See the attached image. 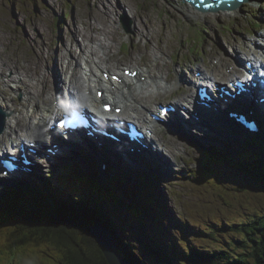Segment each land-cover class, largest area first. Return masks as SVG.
I'll return each mask as SVG.
<instances>
[{"label": "rangeland", "instance_id": "rangeland-1", "mask_svg": "<svg viewBox=\"0 0 264 264\" xmlns=\"http://www.w3.org/2000/svg\"><path fill=\"white\" fill-rule=\"evenodd\" d=\"M122 20L129 22V31L123 29ZM257 22L264 29V0L241 6L231 17L189 15L180 0H0V93L5 95L4 99L0 97V106L9 113L6 122L10 125L14 124L15 117L23 119L21 126L2 134L0 148L3 149L0 154L7 151V142L15 147L21 142L27 145L25 136L34 133L27 130L34 128L36 119L43 117L48 126H53L47 108L53 106L58 91L64 87L63 84L59 86V81L64 84L68 82L67 74L73 75L71 83L79 80L81 70L86 68V56L91 55L93 61L103 68V72L118 74L124 79H129V76L123 74V69L130 72L137 69L140 73L141 70L148 71L154 77L166 79L164 82H168L171 90L155 91L148 98L144 97L146 91L155 88H148L144 84L131 90L134 98H138L142 105L132 100L131 105L136 111L133 113L130 108H124L122 114L144 124L148 121L149 111L158 113L157 104L175 105L181 102L182 97H196V88L188 83L196 80L194 76L197 72L214 77L222 83V78L234 71L237 61L240 60L244 65L245 60L254 62L259 57L263 60L264 30L255 31L252 37L245 33L246 29L252 28L253 23ZM101 23H104V27ZM196 23L201 26L200 34ZM79 30L85 37L81 36ZM99 41L101 44L105 42L107 48L101 49ZM98 77L101 78L102 74L99 73ZM21 82L33 85L30 91L35 96L31 100L25 101ZM178 86L180 89H177ZM139 92H143V99H140ZM37 108L40 111L35 115L32 112ZM155 130L153 149L170 162L169 170L165 168L166 171L161 169L162 172H153L148 168H122L118 165L112 167L115 175L109 173V178L116 179L125 170L143 172L150 185H142L146 192L151 193H136L127 189L130 191V199L137 196L139 203L143 200L144 204L146 199L155 203L164 217L162 220H166L162 222V225L165 224L164 232L169 231L177 240L176 243L185 245L181 235L184 232L188 236L189 245L202 253L199 258L208 259L207 256L214 250L226 249V244H230L239 253V245L233 241L239 240L241 236L231 232L232 228L228 226L239 222L247 224L252 216H264V193L260 191L262 183L228 166L219 168L217 180L211 181V184H199L197 179L194 183L192 179L197 178L195 174L200 144L204 147L215 144L217 149L224 152L227 150L230 156H243L246 151L259 153L257 145L246 147L245 151L237 147L238 142L235 140L244 143L245 138L249 137H229L222 132L219 138L216 130L210 133L205 130L186 133L181 128L182 132L177 129L170 134L168 123L156 126ZM244 144L249 145V141ZM41 147L42 165L37 164L40 177H27L26 182L35 183L42 190L44 186L47 189L50 187L58 193L62 187L60 183L48 179L47 184L44 179L51 172L57 174L60 161L55 159L49 162L53 156H47ZM96 154L94 161L106 163L100 154ZM61 156L64 155H60V159L63 158ZM75 156H83L82 151L77 150ZM149 162L153 164L146 165L152 169L155 165L160 171L155 160ZM76 170L80 173L79 168ZM72 175L77 177L74 172ZM131 175L133 178L130 182L134 183L135 190L142 192V186L138 180L135 181L138 175ZM65 177L70 178L69 173ZM69 181L65 183L66 187ZM73 188H76L75 184ZM118 192L116 196L120 200H127L124 193ZM152 193L157 195L156 202ZM121 218H124V214ZM108 220L110 226L117 225L112 218ZM123 222L129 227L124 231L121 241L133 245V253L145 264H165L148 248L145 235L141 232L142 229L150 232L151 227L157 226L147 225V220L142 221L141 225H134L130 218L123 219ZM150 222L154 223L152 219ZM73 225L83 231L76 222ZM105 228L114 240L117 238L120 241L116 234L111 233L113 229L110 231L109 226ZM210 229H213V238L208 235ZM174 230L178 231L177 235ZM256 232L258 236L259 232ZM119 233L122 235L121 231ZM181 244H178L180 249ZM118 248L117 253L120 252ZM22 249L21 253L16 254L11 253L18 250L9 254L0 251V264H48L47 261L53 260L48 251L43 252L40 248ZM92 250L99 253L94 246ZM204 254L206 257H203ZM174 259L168 258L172 263Z\"/></svg>", "mask_w": 264, "mask_h": 264}, {"label": "trees", "instance_id": "trees-1", "mask_svg": "<svg viewBox=\"0 0 264 264\" xmlns=\"http://www.w3.org/2000/svg\"><path fill=\"white\" fill-rule=\"evenodd\" d=\"M254 29L261 30L260 26L254 25V28H251L252 33L246 29L247 34H254ZM254 143L256 144V142ZM257 147L259 148V153L253 154L247 151L243 156H240V154L238 156H230L229 153H225V156L220 155L218 157L215 155L216 151L214 149L206 152L199 160L200 166L197 172L198 183L211 184V181L215 179L214 166L212 163L216 165L222 164L237 169L253 178H259L261 180L259 182L262 183L260 190L264 193V143L258 144ZM117 181L119 183L118 178L110 179L107 176V182H105V184L109 183L110 188H112V198L113 190H115V183ZM46 182L48 184L47 180ZM142 183L150 185L149 181L144 178V175L140 176L138 184L142 186L144 193H151L150 191L146 192ZM33 189L36 195L46 199V193H40L42 191L38 188ZM19 192L22 191L9 192L5 190L0 192V251H2V253L18 250L11 253L16 254L21 253L20 249L22 248V250L40 248L43 252L48 251L50 253V258L53 260L47 261L48 264H107L100 251L97 254L92 250V246H94L95 249L98 248L89 232H87L88 237L85 235L81 236L80 231L82 233V230H76L74 228L68 229L66 228L67 224H58L51 219L49 220L48 217L59 215L61 216V222H66V218L64 217L67 216L57 214L61 213L60 211L54 212L46 210L48 208L46 203L38 202V206H35L36 201L32 200L33 205L27 199L28 196L26 193H28V188L25 189L26 193L24 194ZM128 192L130 191L128 190ZM59 195L61 197L55 199L54 202H58L56 204H59L63 211L71 216L74 222L76 220L85 221V223L87 221L91 224L98 222L104 227L109 226L110 231L113 229L111 233L116 234V236L120 238V241H118L114 236L120 246L121 253L125 256L129 264H145L142 259L133 253V245H127L121 241V237L124 236L123 233L125 231L123 225L120 224L118 227L109 225L110 222L108 218H112L114 222L118 221L117 217L120 211H125L126 214L130 216V220L134 225H141L143 220L140 216L137 218L134 211L127 212L125 207L118 202L114 205H108L111 201L108 203L102 196L94 193L89 196H87L88 192L84 193V195H78V198H71V201H67V199L63 197L64 195ZM92 196H94L96 200H94ZM133 200L139 205L137 196L133 197ZM144 203L153 215L157 227H151L150 232L145 229H142L141 232L145 235L148 248L165 264H264V216H252V220H249L250 222L247 224H244L245 222H239L238 224L228 226L232 228L230 230L231 232L241 236L239 240L233 241L239 245V253H237L235 248L230 244H226V249L219 248V251L216 249L207 256L208 259H201L199 258V254L202 253H199L195 247L189 245L187 240L188 236H185L184 232H182L181 235L185 245L176 243L177 240L174 239L169 231H167V233L164 232L163 227L165 224L162 225V214L159 208L155 207V203L147 199ZM104 207L108 210V216L103 211ZM101 212L103 216H101ZM149 224L150 223L147 222V225ZM68 225L71 226V223ZM120 231L122 235L119 233ZM255 231L259 232L258 236L257 232L255 234ZM174 233L177 235L178 231L174 230ZM244 234L247 235L246 238ZM208 235L213 238V229H210ZM254 235L256 239H254ZM248 243H250V246ZM178 244L182 245L181 249L178 248ZM22 245H24V247H22ZM129 250L132 253L129 252ZM30 251L33 250H28V252ZM217 253L218 255H216ZM237 254L238 256L234 258ZM2 256H6V254ZM203 257H206L205 254ZM168 258L175 259L172 263Z\"/></svg>", "mask_w": 264, "mask_h": 264}, {"label": "bare ground", "instance_id": "bare-ground-1", "mask_svg": "<svg viewBox=\"0 0 264 264\" xmlns=\"http://www.w3.org/2000/svg\"><path fill=\"white\" fill-rule=\"evenodd\" d=\"M254 1H256V0H253V2ZM186 11H187V13L189 15H192V16H196V15H203V17L206 16V14H202V13L197 12V11L193 12L194 10L191 11L188 8H186ZM229 11L230 10H223V11L221 10L222 13H219L218 12V13H215L213 15H215V16L216 15H225L227 17H231V16H234L235 13H236V11L235 12H230V13H229ZM209 14H211V13H209ZM101 24L104 27V23H101ZM195 26L197 27V32L200 34V31H201L200 24H197L196 23ZM79 33H81V36L85 37V34L83 32H81L80 30H79ZM99 46H100L101 49H104V48L106 49L107 48V45L103 41H102V44L99 41ZM84 48H86V47H84ZM85 58H88L87 60L84 61V64H85L86 68L84 67L85 69L84 70H81V72H80V77L81 78H79V80H77L73 84V83H71V79L73 78V75L72 74L71 75L67 74L68 75V82H66L64 84V83H62L61 80L59 81V86L61 84H63V86H65V89L68 90L69 94H71L75 100H76L77 93H80L81 94V98L85 99L86 101H89L92 104H95V106H97V107H101V103L104 101L103 98L98 99L95 96V93L93 94V91L96 88H99V89H103V90H101L100 94H102L103 96H105V94H106V97H109V99L112 100V102H114L115 104H120V106H122L123 108H130L131 111L134 113L136 111V109H134L133 106L131 105V101L133 100L134 103L138 102L139 105L141 104L140 100L138 98H134V94L131 92V90L134 87L144 86V84H145V86L148 87V88H155V90H153V91L147 90L145 96L143 95L145 98L150 97V95H152V93H155V91L167 92V91H170L171 90L170 86L167 83L164 82V79L161 76L160 77H158V76L154 77V75L149 74L148 71H143V70H141V74H140V77L141 76H145V79H144L143 82L137 76L134 79H131V78L130 79H127V80L122 79V81L120 83L113 82L112 79H109L108 81H105L103 78L100 79L98 77V74L100 73V71H103V68L100 67V65L96 64L95 61H93L91 55L88 56V57L86 56ZM261 62L264 64V62L262 60H256L255 61V64L261 65ZM14 69H17V68L14 67ZM19 69L20 70H23L22 67H19ZM241 69L243 70V72L245 71L243 68H239V71H241ZM67 71H69L68 67H67ZM234 71H237V70L234 68ZM244 75L245 76H236L235 78L241 80V82H244V80H247V78H248V75H246V74H244ZM202 76H203V73L201 72L199 74V76L196 77V80L194 81V84L198 88H200L201 86L197 84V81L202 82V83L204 82V79H203L204 77L202 78ZM232 76H233L232 73H230L228 75V77H232ZM149 81H152V82L151 83H148ZM217 83H218V81H217ZM21 84L23 85V90H24L23 96L26 97L25 101L31 100L35 96L30 91V90L33 89V85L27 84L26 82H21ZM220 85H222V83L219 82V85L218 86H220ZM223 86H224V84H223ZM45 88H46V86H45ZM235 92L237 94L239 92V90H236ZM142 93L143 92H139V94H138L140 96V99H143V96L141 95ZM246 93H247V95H252V91H250V90L247 91ZM247 95H246V97H247ZM0 97L2 99H4L5 98V95H3V94L0 93ZM253 97H254V100H253ZM189 98H191V97H189ZM192 100L193 99L191 98L190 101H192ZM218 100H219V102L216 101L218 104H220V103L221 104H227L223 108L227 107L231 102L233 104L236 103L233 100L230 101L225 96L223 98H218ZM225 100L227 101V103H224ZM252 101H254V102L257 101V97H255L253 95L252 96ZM127 102H129L130 105ZM241 102L245 103L244 101H239V103H241ZM242 105L240 104V106H242ZM156 106H157L156 110H159V109L162 108V107H158V104ZM251 106H254L255 107L254 104H252ZM39 111H40V109L37 108L32 113H34L35 115H38ZM253 112H254L253 108L251 109L250 107H248L246 109V115L248 116V118H250V120L251 119H254L255 120V119L258 118L256 116V114H254ZM47 113L49 115H51V117H56L55 116V110H54V107L53 106H49L47 108ZM88 113H89V115H91V112L90 111H88ZM249 113H251V114H249ZM256 113H258V112H256ZM104 114L105 115H111V114H113V115H116L118 118L121 117V115L120 116L117 115L116 112L111 113L109 111H104ZM150 114H152V112ZM19 115H21V114H19ZM237 116H238V114L235 117H237ZM95 117L97 118V116H95ZM174 117L176 118V124L175 125H176L177 128H179L180 125H181V122H182V116H178V115L176 116V114H174ZM87 119H89V117H87ZM14 120L15 121H14V124L13 125H10L8 121L5 122L4 133H6L8 130L13 131L14 128L21 126L22 123H23L22 122V120H23L22 118L21 119H18V118L15 117ZM36 120H37V123L34 125V128H28V130H27V131H30L32 133L34 132L33 135L31 134V136H27L28 139H31L30 141H28V143L29 142H37L39 144V146H41L40 143L42 142V139L40 138V134H44L43 136H45L46 134H49V135L52 136V141L54 142V144H56L57 147H58V149L60 150L61 147H62V145L65 144L64 141L62 140V138L60 136H57L54 133L52 134L53 129H49V126L47 124H45V120H44L43 117L40 118V119H36ZM147 120L149 121L150 119L147 118ZM158 123H160V122H158ZM155 124H157V123H154L152 121H149L148 123L145 122L143 125H145L147 128L151 126L154 129H156ZM175 125H173L171 123V126L172 127L175 126ZM93 127H94V125H93ZM145 128H143V129L145 130ZM180 132H182L181 129H180ZM185 132L187 133V129H186ZM78 134H80V133H78ZM117 134L119 135V138L121 139V137H123L124 132H120L119 131V132H117ZM238 134L239 135H243L244 137H249V138H245L244 141L245 142L246 141H249V144L256 145L254 143L255 141H253L254 140V134H256V133H250V132L243 131V132H239ZM1 136H0V145L2 144V142H1V139H2ZM79 136H81V135H79ZM79 136L74 137L77 141L76 140H73V141H75L77 143L79 141V139H78ZM238 136L237 135H233L232 137H236L237 138ZM46 137H47L48 143L50 144V137L49 136H46ZM97 138L99 139L100 137H97ZM85 139L88 140V138H87L86 135L83 136L84 144H85ZM92 139L94 141V138H92ZM120 141H121V143L118 142V144H119V146H118L119 147V149H118L119 152H121V153L127 152V154L125 156L120 155L116 160H118L121 164L128 165L129 163H131L130 156H129L130 155V150L129 149H126V146H125V144H127L128 141L127 140H124V138H122V140H120ZM9 144H12V143H9ZM25 147L26 148H25V151H24L25 152L24 157H18L17 154L15 155V157H16L17 161L20 164H22L23 162H25L26 164L29 165L30 164V161L33 158L34 153H32L31 155H28V151H30L29 150V144L28 145H25ZM144 148L146 150L141 151V152H142L143 155L148 156V158L146 160H144V164H146V163L153 164V163H151L149 161L150 160H155V162L158 164V168H159L160 171H162V170H165L166 171L165 168H167V171L169 170L168 169L169 165L171 167L170 162H168L164 157H162V155H160L158 153V151H156V150H150L149 149V143H147L144 146ZM211 148L216 151V154H215L216 156H218V157L220 155L225 156V152L223 150H219V149H217L216 147H214L212 145H211ZM2 149L3 148H0L1 152H2ZM78 150H81V149H78ZM21 153L22 152L19 153V156H20ZM132 154L133 155H137V151H134V153H132ZM4 155H8V153H5ZM153 169L158 170L155 165H154V168ZM35 170L36 171L39 170L38 166H36L35 168H33V173H34L33 175H35ZM69 177L70 178H74V175L71 174V175H69ZM26 179H28V178H26ZM103 184H105V183H103ZM151 195L153 196V200L156 202L157 201V195H156V193H152ZM102 234H103V236H102V240H103L102 245L105 246L111 240V236H110V234H109L108 231H106L104 233L102 232ZM95 235L97 237V234H95ZM111 251H112V254L114 256L117 254L116 253V250L114 248H111Z\"/></svg>", "mask_w": 264, "mask_h": 264}, {"label": "water", "instance_id": "water-1", "mask_svg": "<svg viewBox=\"0 0 264 264\" xmlns=\"http://www.w3.org/2000/svg\"><path fill=\"white\" fill-rule=\"evenodd\" d=\"M223 1H227V0H223ZM208 3H210V1H207L206 4L208 5ZM216 4H219V1H217ZM209 5H211V4H209ZM224 5H225L224 7H227L226 3ZM233 5H234V3H233ZM201 7L203 8V6H201ZM210 7L211 8H210L209 11L212 12V13H215V12H218L219 10H222V9H219L220 7L217 6V5L216 6H210ZM121 23H122L123 29L125 31H129V22H126L125 20H122ZM100 73H101V71H100ZM6 117H8V114L5 113L2 110V108H0V135L3 134V132H4ZM222 122L228 128H230V127H232L234 125L233 121L225 120V121H222ZM162 123H163V125H165L166 122L162 121ZM168 125H170V122L168 123ZM173 131L174 130H170L169 133L173 134ZM69 160L73 161L71 166H72V169H75L70 174H72L73 172L75 174H77V177H75V178H76V182L78 183V185L89 187L90 189L95 190V191L99 192L100 194L104 195L105 191L103 190L100 182L98 180H96V179H98L100 177L101 170L99 168H97L96 171H95L96 172L95 175L93 177H90V176H88V174L85 171L84 172H80V173L76 172V169H78V167L80 165H75L74 164L75 158H70ZM132 161H136V159L133 158ZM16 171H17V173L23 171L19 163L17 165ZM216 177H217V175L215 174V177H214L215 180H217ZM253 179L261 181L259 178H253ZM129 197H130V194H129ZM61 215H63V214H61ZM60 217L61 216H53V217H48V218H49V220L51 219L55 223L59 224V223H61ZM62 217H64V216H62ZM64 218H66L65 220H67V217H64ZM87 232H89L90 235L93 237L94 243L96 244V246L99 249V251L102 253L104 259H106L105 261H106L107 264H128L127 261L124 260L125 258L121 254H119V252L117 253V249H119V248H118L117 242L112 237H111V240L109 241L108 244H106L105 246L102 245V242H103V240H102V236H103L102 232L103 233L106 232L105 228H103L100 225H91V224H89L88 227L87 226L83 227V231H82V233L80 231V234H81V236L85 235L86 237H88ZM95 234H97V237H96ZM111 248H114L116 250L117 254L115 256L112 254Z\"/></svg>", "mask_w": 264, "mask_h": 264}]
</instances>
